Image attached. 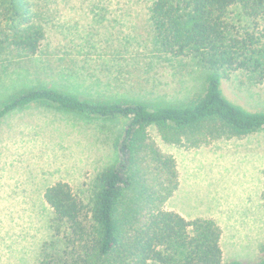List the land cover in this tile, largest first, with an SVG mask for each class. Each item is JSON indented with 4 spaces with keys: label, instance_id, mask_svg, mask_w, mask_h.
Instances as JSON below:
<instances>
[{
    "label": "rangeland",
    "instance_id": "rangeland-1",
    "mask_svg": "<svg viewBox=\"0 0 264 264\" xmlns=\"http://www.w3.org/2000/svg\"><path fill=\"white\" fill-rule=\"evenodd\" d=\"M31 2L45 38L35 57L10 52L0 62V105L38 85L168 105L204 93L205 73L192 61L155 52L145 0ZM222 90L233 104L264 111V84L252 86L235 73ZM118 127L41 107L0 122V264L35 263L50 236L51 210L42 197L47 187L65 182L88 204L95 176L115 162ZM149 133L176 164L178 186L164 208L188 220H214L223 262H254L264 244V130L196 148L165 144L154 129Z\"/></svg>",
    "mask_w": 264,
    "mask_h": 264
},
{
    "label": "trees",
    "instance_id": "trees-1",
    "mask_svg": "<svg viewBox=\"0 0 264 264\" xmlns=\"http://www.w3.org/2000/svg\"><path fill=\"white\" fill-rule=\"evenodd\" d=\"M145 1L155 52L192 61L205 73L203 94L168 105L38 85L0 105V122L41 107L120 124L113 136L115 162L95 176L88 204L65 182L44 190L50 236L34 264H264V244L254 262H223L213 220H187L164 208L178 186L176 164L149 133L154 129L165 144L196 148L264 130V111H247L222 90L235 73L252 86L264 84V0ZM44 38L31 0H0V62L10 52L35 57ZM262 199L264 204V193Z\"/></svg>",
    "mask_w": 264,
    "mask_h": 264
},
{
    "label": "crops",
    "instance_id": "crops-1",
    "mask_svg": "<svg viewBox=\"0 0 264 264\" xmlns=\"http://www.w3.org/2000/svg\"><path fill=\"white\" fill-rule=\"evenodd\" d=\"M263 174H264V172H263ZM245 179V178H244ZM246 188V185H244L243 186V190ZM241 193V195H243V197H245L244 196V194H243V192H240ZM169 211H173V210H171V209H168ZM175 212V211H174ZM178 214H180L182 217H184V215H182L181 213H178ZM185 218V217H184ZM186 219V218H185ZM188 220V219H187ZM214 221V220H213ZM218 226V225H217ZM220 240H221V238H220Z\"/></svg>",
    "mask_w": 264,
    "mask_h": 264
}]
</instances>
